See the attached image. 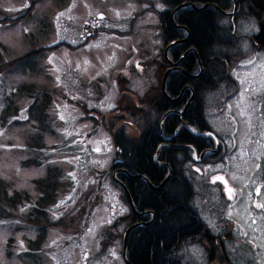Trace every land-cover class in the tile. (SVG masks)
<instances>
[{
  "label": "rangeland",
  "instance_id": "obj_1",
  "mask_svg": "<svg viewBox=\"0 0 264 264\" xmlns=\"http://www.w3.org/2000/svg\"><path fill=\"white\" fill-rule=\"evenodd\" d=\"M28 1L0 0V10L5 7L16 18L30 9ZM151 2L158 10L167 7L163 0ZM149 5L142 0H38L34 10L38 13L26 28L34 34L42 23L45 36L33 40H24L17 28L24 21L0 23L3 55L16 54L12 60H22L15 65L0 63V176L25 194L15 215L0 221V264H127L122 251L130 228L120 218L123 198L113 172L116 161L121 167L115 145L130 148L133 144L122 140L120 133L113 135L106 125L111 107L127 106L121 92L128 90L124 94L133 98L158 83V69L151 62L159 57L163 40L158 14ZM140 11L144 13L133 22ZM95 29H99L97 36L83 44ZM24 42L33 46L25 49ZM31 55L33 59H28ZM24 63L29 72L25 73ZM139 64L148 68L142 72ZM124 78L126 89L120 82ZM28 84L37 85L40 98L44 93L51 96L43 121L36 115L32 119L29 110L34 99L18 91ZM5 95L18 108L8 117L2 115ZM90 112L99 114V119ZM132 128L128 137L138 135ZM41 134L43 144L36 141ZM250 135L248 129L242 138H229L231 146L239 149L219 167L240 200L235 207L236 203H228L229 207L221 208V198L205 183L186 188L189 194L183 201L185 234L195 242V231L202 226L199 218L207 219L220 247L209 243L203 250L223 264H264V169L256 168L263 155ZM132 148L136 150L135 145ZM131 167L136 171L135 165ZM57 172L58 179H52L50 175ZM52 180L57 183L55 198L48 201ZM255 193L262 196L259 205L249 201ZM205 199L211 204H203ZM160 208L159 224H164L165 204ZM39 212L44 220H31ZM201 247L186 248L177 263L211 264Z\"/></svg>",
  "mask_w": 264,
  "mask_h": 264
},
{
  "label": "flooded vegetation",
  "instance_id": "obj_2",
  "mask_svg": "<svg viewBox=\"0 0 264 264\" xmlns=\"http://www.w3.org/2000/svg\"><path fill=\"white\" fill-rule=\"evenodd\" d=\"M142 1L151 2V0ZM149 7L152 8V5L150 4ZM183 7L194 10L207 8L212 12L216 30L215 47L206 50L204 58L195 47H189L183 52L178 51V45H189L188 33L169 42L165 47L162 46L159 57L151 63L158 69L160 81L158 79L156 87L160 85L163 96L161 97L158 90H155L158 102H126L127 106L111 107L108 114L110 120L107 127L109 123L117 121L115 129L111 131L112 134H122V140H130L133 146L136 145L138 153L146 146L144 137L149 133L152 134L155 137V144L150 175L156 174L154 172L156 170H166L163 179L154 182L148 174L131 170L133 168L131 166L136 165V163L131 164L134 163L133 160L131 161L134 150L132 145L129 146L130 148H126L123 143L122 146L115 145L121 159L119 161L121 167L116 161L113 172L118 178L116 183L123 198L121 202L123 214L120 218L125 223L126 229L130 228L124 258L127 264H132L128 248L131 241L137 234L153 227L157 220L158 222L161 220L158 219V212L152 207L154 194L163 197L166 187H171L167 184L172 183L174 177H177L179 182L182 181L187 188H191L196 183L210 184L216 195L221 198V208L225 205L229 207L228 203H236L234 207L238 204L240 200L237 199V194L233 193L232 187L224 174L220 173L219 168L230 152L239 149L236 144L231 146L230 137L242 138L247 135L249 129L251 143L258 147L259 155H263L262 159H258L256 168L264 169V0H216L215 3L208 2L199 8L193 7L188 2L187 5L181 4L172 9L170 18L173 26L179 27L175 16L177 10ZM168 9L167 5L162 11ZM143 13L140 11L132 21L135 22ZM242 23L246 24L244 29H241ZM105 30L117 31V29ZM118 31L122 32L121 34L125 33ZM98 32L99 29H95L86 40L95 38ZM184 39L186 40L182 41ZM171 43L173 45L166 53V48ZM139 66L144 72L143 68L147 67V64L145 66L139 64ZM168 71L164 90L163 77ZM171 75H178L177 77L184 81L178 90L175 92L171 90L172 93L170 89L177 88L174 83L177 77L172 80ZM212 83L217 87L210 90L208 86ZM168 94L170 97L167 96ZM231 97L233 102H229ZM160 98L169 102H160ZM133 104L140 109H148L147 106L150 105L153 111L166 108L163 117L160 114L155 115V119L149 121L151 124L146 123L142 126L136 124V126L128 119L126 112L127 109H133ZM93 117L97 119L95 115ZM125 119L129 120L127 125ZM134 125L138 135L128 137L127 134L134 131L132 128ZM186 125L196 131L187 130L184 127ZM141 127L144 129H140ZM177 129L180 131L177 132ZM216 177H222V180H216ZM228 189H231V193ZM150 197H153V200ZM261 198L260 193H255L249 201L251 204L259 205ZM202 203L211 204L207 199ZM199 219L202 226L195 231L197 234L195 242H192L188 234H184V237L180 236L166 248L169 253H177L174 255V260L181 261L180 254L183 255L182 252L186 248L199 244L202 245L200 250L205 254L207 261L210 260L211 264H221L214 260L213 255L207 250H203L209 243L213 247H220V242L217 241L218 238L212 232L207 219ZM220 224L222 225L221 222ZM113 226L112 230L115 231L116 227Z\"/></svg>",
  "mask_w": 264,
  "mask_h": 264
},
{
  "label": "trees",
  "instance_id": "obj_3",
  "mask_svg": "<svg viewBox=\"0 0 264 264\" xmlns=\"http://www.w3.org/2000/svg\"><path fill=\"white\" fill-rule=\"evenodd\" d=\"M165 4L168 5L169 9L167 11H162L156 9L155 5L153 2H150L152 5V8L154 11L157 12L158 17H159V25H160V30H161V38L163 40V46L165 47L166 44L169 42L176 40L188 33L190 34L189 42L187 46H177L178 51L183 52L189 47H195L198 52L201 54V56L204 58L206 56L205 51H209L211 48L215 47V38H216V30L214 26V17L212 12L205 8V9H188V8H180L176 12L175 16V21L178 24L179 27L173 26L171 23V18H170V13L172 9L176 6L179 5H185V3H191L192 6H197V7H202L206 3H215L216 0H163ZM38 3V0H30L27 2V5L30 7L25 13L18 14L19 18L16 17L14 18V14L9 13L5 7L1 8L0 10V23L5 24V23H19L24 21L25 25L22 27H17L20 31L25 40V37H30L32 40L35 37H44L45 32H44V24L41 23L39 25V31L40 34L38 33H32V31L28 30L26 27H28L29 23L31 20L36 16L38 12H35V6ZM184 3V4H183ZM43 16V12H42ZM122 33V32H119ZM37 35V36H36ZM2 38V37H0ZM30 40V41H32ZM89 42L90 40L87 39L86 42H83V44ZM25 46V49L31 48L33 46V43H21ZM27 45V47H26ZM37 45V44H36ZM2 44H0V63L1 61L5 62H11V64H17V63H22L21 59H18L16 61H13L12 59L16 56V54L11 55L10 57H7L3 55L2 50H1ZM36 46L34 45V49ZM215 49V48H214ZM34 53H38L39 51L37 50H32ZM37 51V52H36ZM33 55V54H32ZM29 56L28 59H33V56ZM27 59V58H23ZM192 58L190 59V61ZM13 61V62H12ZM29 60H26V64H28ZM26 64L25 65V73L29 72L26 70ZM192 66V64H190ZM197 70H198V64H196ZM1 65H0V70H1ZM35 74V73H34ZM178 75L170 76L173 77L172 80L177 77ZM181 77V75H179ZM183 79V77H181ZM159 81H160V76H159ZM122 88L127 87V81L126 79H122L121 81ZM127 82V83H126ZM183 80L181 81L180 78H175L174 83L176 89H170V92L172 93L175 92V90H178V87H180L183 84ZM29 85V84H28ZM155 89H154V88ZM217 85L216 84H210L208 86V89L213 90L216 89ZM37 85L35 84H30L29 86H21L20 89H18L19 92L23 93V95L29 96L33 100L32 106L30 108V116L32 119L36 115L37 119L40 121H43L47 118L46 114V107L49 105L51 102V96L50 94L44 93V97L40 98L36 92ZM155 90H158V94L163 96L161 87L157 88L156 86L150 87L143 96L142 94H132L133 98H128L127 95L124 94V92H128V90L123 91L122 93V102H158V96H155ZM172 90V91H171ZM99 91V90H98ZM9 95H5V100H6V105L4 107L2 115L4 117H8L9 113H13L16 111L18 108H14L16 104L11 100L8 99ZM161 99V98H160ZM40 100V101H39ZM160 102H169L166 99L162 98ZM133 109H127V115L128 119L131 120L135 125L137 124L138 126H142L143 124L150 123L152 122L153 119H155V115L163 117V111H165L164 107L163 109H160V111L152 110L153 107L148 105V109H140L139 107L136 108L135 104H133ZM13 108V109H12ZM160 108V107H159ZM126 110V108L124 109ZM45 113L43 114V112ZM40 112V113H39ZM43 119V120H41ZM151 121V122H149ZM117 121L113 123H109V129L114 130L115 129V124ZM136 125V126H137ZM153 125V124H152ZM46 126H49V124H46ZM45 130L43 133H46L48 129L46 130V127H44ZM49 128V127H48ZM35 129V128H34ZM140 129H144L141 127ZM31 139V138H30ZM29 139V140H30ZM43 139L44 136L41 134L39 137H36L37 143L43 144ZM146 143L145 148H142L140 150V153H138L137 149L133 150L132 152V157L134 164L135 165V170L140 173H145L148 174L149 178H151L152 181L159 180L160 178L163 179L164 177V172L163 170H156L154 171L156 174L150 175L152 172V163H151V157L152 154L154 153V144H155V137L152 136V134H148L144 137L143 140ZM142 141V142H143ZM36 144V143H34ZM36 144V145H40ZM35 145V146H36ZM136 146V145H135ZM153 151V152H152ZM51 178L58 177L60 176L59 173H53L50 175ZM50 176H48L49 179ZM174 181L170 183L168 187H166V194L164 197H161L160 200V195L154 194L155 199H154V204L153 208L158 212H160L161 208L160 206H164V212L167 213L164 215V224H159L158 220L154 224L153 228L154 229H147L144 230L143 232L137 234L135 236V239L131 241L130 247H129V252H130V259L132 264H180L177 263L176 260H174V255L172 253H169L166 247H168L170 243L174 242L175 240H178L179 237L185 234V224H183L184 220V210H183V201L184 198L189 194V190L186 189L187 187L183 184V182H179V179L177 177L173 178ZM44 181V180H42ZM52 186L51 187V192L49 193V199L48 201H51L52 199L55 198V192H56V182L52 180ZM38 182V181H37ZM45 184V183H44ZM47 185V184H45ZM170 187V188H169ZM169 188V190H168ZM13 187L9 182L0 176V221H9L11 216L15 215V211L18 209L19 206H21L25 202V194L22 193L21 191L18 192V190H13ZM46 192V191H45ZM48 192V190H47ZM153 200V197H150ZM45 203L44 205H46ZM50 204V203H49ZM160 205V206H158ZM47 206V205H46ZM46 206L42 205V210L46 209ZM162 213V212H161ZM33 219H37V222H41L44 220V214L43 212L36 213ZM33 217V216H32ZM36 221V220H35ZM163 221V220H162ZM36 222V223H37ZM40 242H42L41 238H39ZM214 260H217L215 258ZM220 262V261H219ZM223 264L222 262H220Z\"/></svg>",
  "mask_w": 264,
  "mask_h": 264
},
{
  "label": "water",
  "instance_id": "obj_4",
  "mask_svg": "<svg viewBox=\"0 0 264 264\" xmlns=\"http://www.w3.org/2000/svg\"><path fill=\"white\" fill-rule=\"evenodd\" d=\"M188 3H185V5H187ZM194 7V6H193ZM187 39V38H186ZM186 39H184V40H182V41H185ZM173 45V43H171L167 48H166V53H167V51H168V49L171 47ZM168 73H169V71L168 72H166V74L164 75V77H163V84H162V86H163V89L165 90V83H166V79H167V76H168ZM128 232H126V236H125V239H124V249H123V254H124V256H126V249H127V243H128Z\"/></svg>",
  "mask_w": 264,
  "mask_h": 264
},
{
  "label": "snow or ice",
  "instance_id": "obj_5",
  "mask_svg": "<svg viewBox=\"0 0 264 264\" xmlns=\"http://www.w3.org/2000/svg\"><path fill=\"white\" fill-rule=\"evenodd\" d=\"M187 130H189V131H192V132H195L196 130L195 129H190V128H188V126L186 125V126H184ZM180 131V129H177V132H179ZM210 135V134H209ZM96 151H99V148H97L96 149ZM216 180H222V177H216L215 178ZM228 191H229V193H231V189H228ZM110 222V221H109Z\"/></svg>",
  "mask_w": 264,
  "mask_h": 264
}]
</instances>
